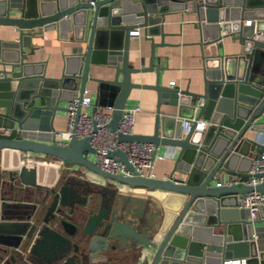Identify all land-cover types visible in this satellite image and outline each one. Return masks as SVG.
<instances>
[{
    "label": "water",
    "instance_id": "water-1",
    "mask_svg": "<svg viewBox=\"0 0 264 264\" xmlns=\"http://www.w3.org/2000/svg\"><path fill=\"white\" fill-rule=\"evenodd\" d=\"M190 7L199 21L216 26V32L202 37L204 43L223 34H233L241 43L237 53L214 52L203 57L204 79L198 92L161 83L159 70L165 65L155 54V47L165 43L161 25L165 13ZM248 17L251 23H243ZM3 24L15 26L18 34L13 40L0 41V127L14 129L13 135H0V148L43 152L64 163L79 164L108 182L175 193L177 207L163 230L161 225L173 207L165 210L151 194L132 195L131 202L117 194L108 208L100 200L96 209L81 219L76 232L86 241L80 253L83 250L89 262L104 258L105 251L116 246L129 250L143 245L148 251L132 264H227L226 260L232 263L241 257L245 264H264V224H258L264 221V204L254 219L247 208L246 214L237 209L244 192L253 187L264 190V181L254 186L227 181L235 175H251L250 145L256 155L264 148L256 139L264 131V0H0ZM38 25L43 29L78 28L75 37L79 43L72 51V61L64 62L57 76L46 75L40 62L25 58L30 38L37 33L33 27ZM136 27L150 40L149 61L144 65L128 61L130 37L135 35L131 30ZM154 34H159V40L153 39ZM101 67L112 68L111 76L90 73ZM145 70H154V82L131 78L133 72ZM92 79L99 84L91 112L97 104H112L110 127H116L132 87L155 90L157 106L151 132L119 131L118 139L169 145L175 151L174 169L182 176L109 172L91 157L95 150L88 136L72 134L64 144L50 140L54 114L67 109L61 101L75 95L81 98ZM163 102L175 105L178 115L160 113ZM183 107L189 111L181 112ZM194 113L206 124L198 129L193 120L184 131L181 118ZM110 154L132 168L122 149L114 148ZM18 173L23 182H33L36 177L34 167H21ZM68 189L61 184L42 220L53 216L57 203L73 204V199H67ZM5 202L0 196V208Z\"/></svg>",
    "mask_w": 264,
    "mask_h": 264
},
{
    "label": "crops",
    "instance_id": "crops-1",
    "mask_svg": "<svg viewBox=\"0 0 264 264\" xmlns=\"http://www.w3.org/2000/svg\"><path fill=\"white\" fill-rule=\"evenodd\" d=\"M219 13L220 11L218 10ZM248 18L250 19L249 23H251V18ZM248 18H243V23ZM218 24L219 32L222 34L221 20H218ZM161 25L165 31L163 35L165 43L155 47V54L158 55L160 64L165 65L159 70L160 82L169 84V81L173 79L175 81L173 85L179 89L188 88L197 92L202 90L204 56L214 54V52L232 54L239 52L241 49V43L233 34H223L213 42L204 43L202 37L216 32V26L203 20L199 21L192 7L178 8L177 10L166 12ZM33 29L37 30V33L30 38V43L26 47L27 53L25 58L37 64L40 62L46 75L57 76L62 70L64 62L70 63L72 61V51L79 43L75 37L78 28L72 26L70 30H66L65 28H58L56 26L55 28L49 27L43 29L38 25L33 27ZM138 29V35H132L129 41L128 61L131 65H144L149 61L150 40L143 34L141 27H138ZM17 34L18 29L15 26L9 24L0 25V41L13 40L17 37ZM159 38V34L153 35L154 40H159ZM112 71V68L101 67L98 71L93 69L90 73L100 77H110ZM131 78L141 83H152L155 80L154 70L133 72ZM98 84L99 81L92 79L85 86L87 94L92 100L91 104L85 107L87 111H91L93 96ZM126 102L127 104L139 103L141 106V109L135 112L133 131L138 133L151 132L157 106L155 90L147 86L132 87L128 93ZM61 103L67 105L68 100L61 101ZM159 111L168 115H178V108L165 102L159 104ZM180 111L187 113L189 109L183 107ZM54 115L53 128L56 130L64 128L67 118L66 110L58 109ZM200 118L204 119L201 116ZM13 132L14 130L11 129L9 134L13 135ZM250 146L249 155L252 158L256 152L254 145ZM157 149L159 152L165 153V155L154 162L155 176L165 177L169 174L182 176L179 170L174 169V149L166 144H157ZM37 157H40L39 159L41 160L35 163L32 159ZM91 157H93V154ZM245 164L247 163L244 162V166ZM66 165L76 170L88 171L79 164L64 163L60 158L50 154L30 150H18L12 147L0 148V187L4 189L2 186L3 180L6 182H17L14 185L15 191L19 194L28 191L30 194L28 200H34L35 196L39 193L37 191L38 187H58L60 189L59 186L61 185L58 186L62 177L60 169ZM21 167H25L26 169L34 167L36 169V177L33 182H23L21 180L18 173ZM68 186L69 189L66 192V196L68 195L67 199L71 201L74 197L78 196L79 188L71 184H68ZM148 192L164 206L165 210L169 209L168 206L170 205L173 207L166 214L164 222L161 225V230H163L171 220L175 207H177V204L173 201L175 193L166 189H151ZM228 200L232 201L233 199L229 197ZM77 203L78 205H74V208H72L73 204L65 205H69V210L72 208V211L76 212L75 214L79 213L80 215L71 217L61 215L59 218H48L46 221L40 218L32 223L29 255H27V259L32 261L31 264H132L143 255V251H148L149 247L143 245L132 247L129 250L116 246L114 249L105 251L108 254L106 262H100V260L89 262L88 255L83 250L80 253L81 247L85 245L86 241H84L82 236L80 237V233L76 232L80 229L79 223L81 219L88 212L96 208L87 206V204H80V202ZM109 203H104V206L108 208ZM14 207L15 204L8 200L5 202V205L1 206L0 212L2 213L5 210L13 211ZM237 209L239 210L238 212L245 214L247 212L246 207L242 205L237 206ZM258 224L263 225L264 221ZM218 229L215 228V230Z\"/></svg>",
    "mask_w": 264,
    "mask_h": 264
},
{
    "label": "built area",
    "instance_id": "built-area-1",
    "mask_svg": "<svg viewBox=\"0 0 264 264\" xmlns=\"http://www.w3.org/2000/svg\"><path fill=\"white\" fill-rule=\"evenodd\" d=\"M245 23H249L250 19H246ZM133 34L138 35L139 29L136 27L132 29ZM264 37V33L262 34ZM175 81L171 79L170 85H173ZM91 97L87 94V89L82 91L81 98L76 95L72 99L68 100L66 109V123L62 129H50V140L57 144L67 143L71 135L75 137L88 136V141L92 146L93 160L102 168L109 172L122 173L124 175H130L133 171L142 176H155L154 174V162L158 158H163L165 153H161L157 149V145L150 140H120L118 139V132L129 134L134 132L133 126L135 121L136 111L141 109L139 103H128L121 109V116L118 120L116 127H110L109 122L112 114V104L98 105L91 112L86 110V106L91 104ZM79 106V109L77 110ZM195 121V127L201 128L206 124V120L200 117L183 116L181 118V127L184 131L190 127L191 122ZM14 130L10 127H0V135H11L10 130ZM14 134V132H13ZM256 139L264 145V131L258 133ZM114 148L122 149L125 154L128 163L132 168H128L125 164L119 160L116 154H110ZM248 172L251 174L246 177H239L235 175L231 177L228 183L235 182L236 180L243 181L246 184L254 186L255 184L264 181V148L258 155H253L251 158ZM256 173V174H255ZM264 204V190H259L255 187L250 190H246L241 197L240 205L248 209V216L250 219H254L259 214L260 205ZM226 260L227 264H245V258H237L232 260Z\"/></svg>",
    "mask_w": 264,
    "mask_h": 264
},
{
    "label": "flooded vegetation",
    "instance_id": "flooded-vegetation-1",
    "mask_svg": "<svg viewBox=\"0 0 264 264\" xmlns=\"http://www.w3.org/2000/svg\"><path fill=\"white\" fill-rule=\"evenodd\" d=\"M11 182L12 181L6 182L3 180L2 186L4 189H0V196L4 197L6 202L10 200L15 204L13 211L5 210L2 213L0 212V264H31L32 261L27 259V255H29L28 250L31 240L30 232L33 226L32 223L40 218L42 220L43 216L48 213L49 205L51 204L50 201L54 193L58 191V187H38L37 191L39 193L35 196L34 200H28L30 197L29 192L25 191V193L22 194L17 193L14 189L15 184L12 185ZM62 183L64 182L61 180L58 186ZM77 186L79 188V193L78 196L73 199L72 208H74V205H78L76 202L78 200L92 203V197L84 190L85 186ZM103 202L108 203L106 200H103ZM25 203H29V205L22 206ZM68 207L69 205L57 203L52 211L54 213L53 216L49 218L56 219L61 215L71 217L79 214H75L76 212H73L72 208L69 210ZM26 216H29V218H26ZM12 220L16 222H10ZM104 255V258L99 259L100 262L107 261L108 254L105 252Z\"/></svg>",
    "mask_w": 264,
    "mask_h": 264
},
{
    "label": "rangeland",
    "instance_id": "rangeland-1",
    "mask_svg": "<svg viewBox=\"0 0 264 264\" xmlns=\"http://www.w3.org/2000/svg\"><path fill=\"white\" fill-rule=\"evenodd\" d=\"M92 155V154H91ZM40 157L33 158L32 160L35 163H38ZM62 173V177L60 181L64 182V184H71L72 186L83 185L84 190L87 191L86 193L92 197V204L93 208L99 204L100 200H106L113 203V199L118 194H124L125 201L131 202L132 195H148L150 192L149 190L143 188H133L132 186L119 184L115 182H108L104 178L98 176L97 174L91 173L90 171L86 170H76L74 168H70L68 165L62 166L60 169ZM90 178V179H89ZM17 182H11V184H16ZM111 190V191H110ZM128 198V199H127ZM109 203V204H110ZM29 203H25L22 206H28ZM29 218V216H26ZM20 219V218H19Z\"/></svg>",
    "mask_w": 264,
    "mask_h": 264
},
{
    "label": "trees",
    "instance_id": "trees-1",
    "mask_svg": "<svg viewBox=\"0 0 264 264\" xmlns=\"http://www.w3.org/2000/svg\"><path fill=\"white\" fill-rule=\"evenodd\" d=\"M43 153V152H42ZM43 154H46V153H43ZM49 155V154H48Z\"/></svg>",
    "mask_w": 264,
    "mask_h": 264
},
{
    "label": "bare ground",
    "instance_id": "bare-ground-1",
    "mask_svg": "<svg viewBox=\"0 0 264 264\" xmlns=\"http://www.w3.org/2000/svg\"><path fill=\"white\" fill-rule=\"evenodd\" d=\"M90 179V178H89ZM121 185V184H120ZM122 186V185H121ZM111 191V190H110Z\"/></svg>",
    "mask_w": 264,
    "mask_h": 264
}]
</instances>
